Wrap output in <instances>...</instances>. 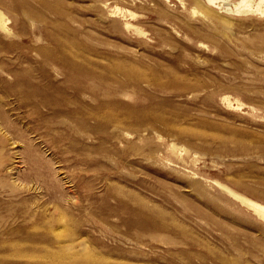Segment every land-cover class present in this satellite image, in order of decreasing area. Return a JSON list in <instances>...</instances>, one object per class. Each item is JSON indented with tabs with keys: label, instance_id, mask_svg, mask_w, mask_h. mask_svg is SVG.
Returning a JSON list of instances; mask_svg holds the SVG:
<instances>
[{
	"label": "rangeland",
	"instance_id": "obj_1",
	"mask_svg": "<svg viewBox=\"0 0 264 264\" xmlns=\"http://www.w3.org/2000/svg\"><path fill=\"white\" fill-rule=\"evenodd\" d=\"M0 12V264H264V13Z\"/></svg>",
	"mask_w": 264,
	"mask_h": 264
},
{
	"label": "bare ground",
	"instance_id": "obj_2",
	"mask_svg": "<svg viewBox=\"0 0 264 264\" xmlns=\"http://www.w3.org/2000/svg\"><path fill=\"white\" fill-rule=\"evenodd\" d=\"M207 1L210 4H215V5L217 3H221L228 11H231V12L232 11H236V12L240 13V12H243V11H245V12L246 11H254V12L264 13V0H239L238 2H234V0H207ZM0 27L3 28L2 30H4V32H5V30L6 31H9L8 25H7V18H6V15L3 12H0ZM140 32H142V31H140ZM122 94L123 95L125 94L124 96H131L127 92H123ZM235 99H237V98H235ZM232 101H234V100H232ZM230 106L231 105H229V107ZM220 185H221V187L224 188V190H226L227 192H229L230 194H232L233 197H237L238 199H240L242 202H244L249 207H251L252 209H254V211L258 215H260L261 217L264 218V204L262 202L260 203L257 200H254V199L249 198L248 196L244 195V193H241V192H239V191H237V190L229 187V185L227 186V185H224L222 183H220Z\"/></svg>",
	"mask_w": 264,
	"mask_h": 264
}]
</instances>
